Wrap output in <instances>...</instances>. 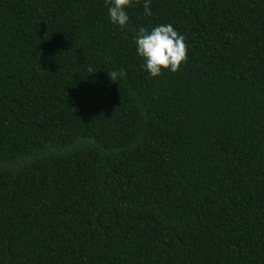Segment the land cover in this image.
Instances as JSON below:
<instances>
[{
    "label": "trees",
    "instance_id": "trees-1",
    "mask_svg": "<svg viewBox=\"0 0 264 264\" xmlns=\"http://www.w3.org/2000/svg\"><path fill=\"white\" fill-rule=\"evenodd\" d=\"M144 2L0 0V264H264V0Z\"/></svg>",
    "mask_w": 264,
    "mask_h": 264
},
{
    "label": "clouds",
    "instance_id": "clouds-1",
    "mask_svg": "<svg viewBox=\"0 0 264 264\" xmlns=\"http://www.w3.org/2000/svg\"><path fill=\"white\" fill-rule=\"evenodd\" d=\"M141 0H106L108 15L113 24L121 29L128 27L130 17L128 9L140 4ZM151 0L143 3L144 15L151 16ZM136 32V29H133ZM138 55L144 59V67L149 73L150 78H156L165 71L176 73L180 71L182 65L187 63V44L186 38L180 34L172 24H160L151 28L140 27L134 38ZM93 72L92 68L88 69ZM113 82L119 77L126 75L121 70L119 72H108Z\"/></svg>",
    "mask_w": 264,
    "mask_h": 264
}]
</instances>
